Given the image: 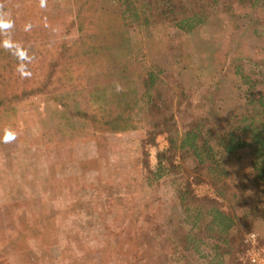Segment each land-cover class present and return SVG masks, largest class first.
Segmentation results:
<instances>
[{"label":"rangeland","instance_id":"1","mask_svg":"<svg viewBox=\"0 0 264 264\" xmlns=\"http://www.w3.org/2000/svg\"><path fill=\"white\" fill-rule=\"evenodd\" d=\"M128 2L125 19L119 0H0V21L10 22L0 24V55L7 50L1 60L25 53L39 75H0V264H200L177 241L176 232L188 224L184 206L195 197H218L209 174L226 185L249 175L255 187L251 146L225 155L230 172L220 175L206 164L196 166L186 148H176L174 166L146 183L156 153L169 145L166 135L157 133L148 146L149 172L138 173L130 162L134 154L141 157V147H122L117 140H141L166 118L181 128L199 112L203 89L226 114L244 110L248 98L264 93V84L248 88L234 73L238 63L245 71L263 68L264 0ZM193 14L206 18L191 31L173 24ZM73 20L83 25H70ZM109 24L118 29L111 39ZM124 34H130L136 57L110 55ZM107 38L112 48L102 49ZM62 68L71 70L72 84ZM149 71L153 81L145 82ZM217 72L225 76L217 79ZM138 73L144 79L138 85L147 88L153 104L144 103L135 128L110 132L108 124L81 114L93 110L97 84L120 88ZM38 85L43 91L33 90ZM68 87L78 104L64 117L52 95ZM179 181L187 184L184 200ZM247 231L238 264H251L240 260ZM255 231L264 246L263 233Z\"/></svg>","mask_w":264,"mask_h":264},{"label":"trees","instance_id":"2","mask_svg":"<svg viewBox=\"0 0 264 264\" xmlns=\"http://www.w3.org/2000/svg\"><path fill=\"white\" fill-rule=\"evenodd\" d=\"M92 1L96 3L99 0ZM119 1L123 4L121 15L126 19L124 12L130 8L124 6V3L130 2H128L129 0ZM102 5L104 4L102 3ZM80 12L81 7H78L77 13ZM205 18V15L193 14L182 17L174 21L173 24L184 31H191ZM75 22L79 24V27L83 25L82 21L76 20L71 21L70 25ZM108 26L111 39L117 35L115 33L118 29L110 26V24ZM110 39L101 40L100 46L102 49L112 48ZM115 46L113 52L110 50V55L113 57L119 59L136 57L133 54L134 45L130 40V34H124ZM1 51L3 50L1 49ZM6 51L3 52L4 55H0V75L8 72L10 76L21 78L23 75L26 76V72L29 71L32 75L39 76L32 71L33 57L23 53L20 56L14 55L13 58L1 60V58L6 57ZM178 56L179 54L176 55V57ZM209 64L213 65V63ZM262 66L263 68L245 71L238 63L235 64L234 73L239 75L240 81L244 85L251 88L259 83L264 84V63H262ZM222 67L223 64L219 68ZM123 68H125V65H123ZM211 70L209 69V76L212 78ZM62 71L65 81L72 84L71 70L62 68ZM217 74V79L220 78V75L225 76L224 73L217 72ZM141 78L143 79L142 74L138 73L136 79H128L125 85L119 86L120 88L113 87L110 83L107 86L95 83L97 85L93 89L97 94H92L93 97L90 99L93 101L94 108L90 113H80L89 117L96 125L98 122L101 124L102 121L108 124L107 128L110 132L132 130L137 126L136 120L142 115L144 103L147 105L146 108L153 104L150 94L147 93V88L143 90L138 85ZM153 78L154 72L149 71L145 82L153 81ZM49 79L50 76L46 78L44 84L48 83ZM60 80L64 82L63 79ZM210 80L212 81V79ZM33 90L43 91V87L38 85ZM206 91L203 89L199 94V112L187 118L188 122L183 124L181 128L176 125V122L166 118L163 119L161 124L160 122L156 124L154 122L155 125L162 126L151 130L147 129V136L141 138V140L140 138H134V136L133 142H129L126 137H121L117 141L122 147H141V157L134 154L130 162L139 168L138 173L141 171L149 172L148 146L157 142V133L166 135L169 145L166 149L159 150L156 153V168L151 170L149 175H144L143 179L146 183L163 176L169 170L171 164L174 166L172 156L176 148H186L195 157L196 166L206 164L207 169L209 168V170L220 175L219 173L230 172L229 167L224 164L223 157L225 155L238 154L242 147H252L253 177L251 181L255 183V187L250 185L249 175H243L240 183L226 185L221 181L217 182L209 174L218 197L205 195L200 196L201 198H193L194 193L188 192L193 198L187 206H184L186 209L184 220L188 224L185 225V231L176 232L178 244L184 250V255H186V252L192 251L200 264H238L236 255L243 248L242 231L257 229L264 236V93L259 92L254 98H248L249 104L245 106L244 110L241 109L239 112L233 111L226 114L215 109L212 103L214 97L209 96L207 94L209 91ZM75 94L76 91L68 87V89L60 91L59 94L52 95V98L56 99V103L59 104L57 109L59 115L62 113L65 117L72 109L71 106L76 108L75 106L78 104V102H75L76 98H70ZM101 110L102 118L100 119L98 111L101 112ZM70 113H73V111H70ZM168 118H172V115ZM177 184L181 192V200H184L185 197L181 190L183 188V192H185L187 184L185 185L183 182V185H181L180 181ZM219 196L221 199H219ZM178 227L182 228L183 225ZM259 239H261L260 235ZM190 260H187V264ZM196 262L198 263L197 260Z\"/></svg>","mask_w":264,"mask_h":264},{"label":"built area","instance_id":"3","mask_svg":"<svg viewBox=\"0 0 264 264\" xmlns=\"http://www.w3.org/2000/svg\"><path fill=\"white\" fill-rule=\"evenodd\" d=\"M257 238L255 230L245 232L243 239L248 246L240 257L242 263L247 261L251 264H264V246L257 243Z\"/></svg>","mask_w":264,"mask_h":264},{"label":"clouds","instance_id":"4","mask_svg":"<svg viewBox=\"0 0 264 264\" xmlns=\"http://www.w3.org/2000/svg\"><path fill=\"white\" fill-rule=\"evenodd\" d=\"M0 24H4L5 26H9V27H10V22H9V23H5V22H3V21H0ZM12 138H14V137H12V136H8V137H6V140H7V139H12Z\"/></svg>","mask_w":264,"mask_h":264}]
</instances>
